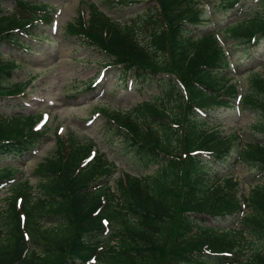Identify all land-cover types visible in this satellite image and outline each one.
<instances>
[{"label": "trees", "instance_id": "obj_1", "mask_svg": "<svg viewBox=\"0 0 264 264\" xmlns=\"http://www.w3.org/2000/svg\"><path fill=\"white\" fill-rule=\"evenodd\" d=\"M116 2L147 8L121 25L97 5L81 4L64 34L99 52L104 70L119 67L123 82L131 75L159 83L160 94L148 102L103 112L121 148L156 170L141 178L123 171L112 184L116 167L97 152L90 160L91 142L55 131L53 154L32 169L35 184L0 162V188L10 186L11 194L0 209V264H264V65L256 54L264 0ZM209 5L238 18L203 29ZM47 6L0 0V49L35 53L29 41H43L37 27L54 20ZM237 49L247 58L230 60ZM16 67L23 63L0 53V160L31 158L48 129L37 127L41 113H21L31 79L4 85ZM245 77L244 91L237 79ZM235 107L259 119L229 162L239 137L222 135L209 117ZM239 163L252 171L247 193H239L234 174L216 173Z\"/></svg>", "mask_w": 264, "mask_h": 264}, {"label": "rangeland", "instance_id": "obj_2", "mask_svg": "<svg viewBox=\"0 0 264 264\" xmlns=\"http://www.w3.org/2000/svg\"><path fill=\"white\" fill-rule=\"evenodd\" d=\"M47 4L51 14L55 20L53 30L46 25H39L36 34H40L41 43L33 44V51H36L31 56L26 53V56H21L18 49L4 45L0 49L3 60L16 58L20 63H23L22 68L19 64L13 70L11 79L4 82L8 84L20 83L25 86L27 79H31V85L27 86L28 98L24 99L26 110L21 113L25 115L44 113L46 120L47 133L39 143L37 150L31 158L18 160L16 158H4L0 162L3 165L14 164L19 167L20 175L18 177H27L26 180L32 184L36 183V178L33 175V167L40 162L44 157L51 156L55 149L54 131L60 137H65L66 134L75 138L79 142L85 144L91 142L97 154L106 157L115 167L116 174L112 177L111 183L123 171L135 177L141 178L144 175H151L155 167H151L146 171L143 166H140L138 158L131 153L121 148V141L114 135L110 128L106 117H103L105 111L110 108L127 109L137 102H148V99L160 94L159 83H143V80L138 81L131 75L123 79L120 74L119 67L109 68L106 71L102 84L93 91H88L93 80L100 77V68L105 63L103 56L95 49H89L82 40L76 36H66L64 34L65 27L69 22H73L80 12L81 4L93 3L105 12L109 17H113L121 25L132 21L134 18H140V13L147 8V4L129 3L118 4L116 0H37ZM113 1V2H112ZM113 5V8L110 6ZM5 12H9L10 4L8 1L3 3ZM205 22L203 29L213 27L214 22L226 19L227 21L238 18L236 11L231 10L224 13L223 10L215 6L209 5L204 9ZM212 21L209 23V21ZM136 32H138L141 42H145L146 35L142 32L140 25L137 22L134 24ZM35 34V35H36ZM137 34V33H136ZM81 41H79V40ZM29 39H26L28 41ZM260 48L257 51V56L260 57V64L264 65V40L260 43ZM233 57L230 60L237 58H247L246 53L242 56L239 49L233 52ZM244 59V60H245ZM262 71V70H261ZM236 77L239 74L234 72ZM237 73V74H236ZM132 74V73H131ZM249 77L239 80V85L247 88ZM100 88V89H99ZM5 111L0 104V112ZM16 113V112H15ZM259 117H254L245 113H238L237 109H218L209 117L210 126L221 125L219 129L222 135L236 134L241 135L240 140L248 142L249 132L253 130L254 124ZM255 129V128H254ZM60 131V132H58ZM258 136V134L256 133ZM245 145V143H244ZM243 145V146H244ZM241 142L237 140L234 146V153L230 157L229 162H233L238 155V149ZM232 166V165H231ZM228 164H221L216 168V173L221 174L231 173L236 176L240 183V191L247 193L250 187L251 169L239 163L238 169L231 167ZM155 168V169H153ZM153 169V170H152ZM219 169V170H218ZM10 186L0 189V209L6 207L5 201L10 197ZM247 195V194H246Z\"/></svg>", "mask_w": 264, "mask_h": 264}]
</instances>
